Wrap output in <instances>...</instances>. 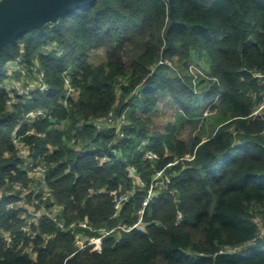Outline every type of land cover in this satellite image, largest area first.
<instances>
[{
    "label": "trees",
    "instance_id": "obj_1",
    "mask_svg": "<svg viewBox=\"0 0 264 264\" xmlns=\"http://www.w3.org/2000/svg\"><path fill=\"white\" fill-rule=\"evenodd\" d=\"M50 43H57L64 55L40 57L51 90L36 95L27 110L45 109L52 120L36 123L43 138L25 141L34 147L35 159L55 165L49 185L57 205L64 207V221L88 217L96 227L132 226L146 188L117 219H110L116 202L111 193L134 188L127 167L150 185L169 164L187 155L195 159L167 168L172 183L146 209L145 232L121 233L119 241L108 237L102 253H75L74 238L44 219L32 261L21 247L18 211L8 210L19 195L10 193L13 185L30 187L11 141L22 110L7 108L1 85L8 79L4 66L9 60L23 56L24 49L31 64ZM95 52H104L105 60L93 63ZM192 60L203 61L210 75V80H198V91H207L201 107H196L192 83L183 80ZM69 66L80 96L61 109L62 74ZM256 72L264 74V0H173L172 12L166 0H96L42 32L18 37L0 51V264H264V113L253 116L264 89ZM161 94L180 112L176 124L155 131L150 116ZM126 110V138L116 147L123 158L116 159L111 155L115 135L99 134L87 122ZM184 122L202 127L190 143L175 131ZM73 139L95 151L76 153ZM148 151L159 159H145ZM105 155L112 160L101 165ZM89 189L107 193L90 199ZM2 232L17 236L8 250ZM48 235L54 237L46 241Z\"/></svg>",
    "mask_w": 264,
    "mask_h": 264
},
{
    "label": "built area",
    "instance_id": "obj_2",
    "mask_svg": "<svg viewBox=\"0 0 264 264\" xmlns=\"http://www.w3.org/2000/svg\"><path fill=\"white\" fill-rule=\"evenodd\" d=\"M21 52L23 56L9 60L5 64L4 70L8 79L1 85V88L8 96L7 108L10 111L16 109L22 110V117L12 134L11 141L14 145L16 155L21 160L19 167L20 171L26 175V179L30 182V187L26 188L22 182L13 185L14 192L10 193L13 195L15 192H18L19 195L15 203L8 205V210L18 211V217L21 220L19 232L23 239L21 240V247L24 248L25 253L32 261L36 260L35 241L41 237L39 227L44 219H49L56 224L61 232L69 233L74 238L75 253L86 249H90L91 253H102L104 240L108 237H115L116 241H119L121 233H130L132 231L145 232L147 228L144 222L146 209L157 200L172 183L174 175L168 174L167 168L177 165L180 161L192 162L195 159V155H187L184 159L169 164L166 169L159 171L153 176L150 185L142 179L141 175L137 173L134 168L127 167V175L132 181L134 188L132 191L111 193L115 196L116 202L114 205V214L110 219H117L124 207L136 198V193L146 188L147 192L143 201V207L138 212L137 222L132 226L119 225L117 227H109L105 225L96 227L88 217L67 223L62 219L64 207L57 205L55 195L49 185V175L55 168V165L49 164L44 157L35 159L33 157L34 147L25 141V138L30 136L43 138L44 134L38 132L35 125L39 121H44L46 119L52 120L45 109L35 108L27 110L35 101L36 95H44L51 90V86L48 83L47 72L41 64L40 57L52 55L60 58L64 55V51L57 43H50L41 49L39 55L31 64H28L25 59L26 54L24 49H22ZM255 77L264 89V74L256 72ZM62 78L63 96L60 99L59 105L61 109H68L78 102L80 96V90L74 83V69L72 66L64 70ZM263 113L264 93L263 101L254 112L253 116H261ZM87 123L92 125L99 134L108 132L115 135V142L113 143V147L111 146V155L116 159H122V151L116 147L119 141L126 138V129L129 126L128 110L120 115L112 111L103 118L94 119ZM27 125L29 127L24 131ZM72 145L74 146L75 152L78 154L95 151L94 147H84L81 142H77L76 139L72 140ZM143 145H145V143ZM111 155L103 156L100 159V164L103 165L111 162ZM145 159L154 161L159 158L157 154L148 151L145 154ZM101 193H107L106 189H89L87 197L92 199ZM170 193L176 194L177 191L172 190ZM3 194L4 192L0 188V201L3 199ZM259 226L262 227V224L260 223ZM1 234L6 246L5 249L8 250L14 245L17 236L13 235L11 232H2ZM261 235L264 236V228H261ZM53 237V235L45 236V240L47 241ZM25 240L28 241L27 245L24 244Z\"/></svg>",
    "mask_w": 264,
    "mask_h": 264
},
{
    "label": "water",
    "instance_id": "obj_3",
    "mask_svg": "<svg viewBox=\"0 0 264 264\" xmlns=\"http://www.w3.org/2000/svg\"><path fill=\"white\" fill-rule=\"evenodd\" d=\"M96 0H0V51L21 35L55 24L67 13ZM173 11V0H166Z\"/></svg>",
    "mask_w": 264,
    "mask_h": 264
},
{
    "label": "rangeland",
    "instance_id": "obj_4",
    "mask_svg": "<svg viewBox=\"0 0 264 264\" xmlns=\"http://www.w3.org/2000/svg\"><path fill=\"white\" fill-rule=\"evenodd\" d=\"M105 60L104 52H95L92 56L91 61L95 64H99ZM171 65V64H169ZM173 65V64H172ZM176 67L179 70L178 66ZM206 79L210 80V75L208 73V67L203 61H196L192 60L190 62L189 70L183 73V80L187 84L192 83V88L195 90V94L198 93L197 105L196 107H201L204 103V99L206 97L207 91H198V80L199 79ZM208 84L205 82L204 86ZM180 112V109L177 107L175 103H173L170 97L167 94H161L159 97V106L157 110L150 116L152 121L154 122V127L151 128L157 131H164L168 124H176L177 121V113ZM206 112L204 116H207ZM141 114V113H140ZM207 114V115H206ZM187 119V118H186ZM201 124L199 125H192L188 122H184L182 125L179 124L175 131L177 136L186 143H190L192 139L201 133Z\"/></svg>",
    "mask_w": 264,
    "mask_h": 264
}]
</instances>
